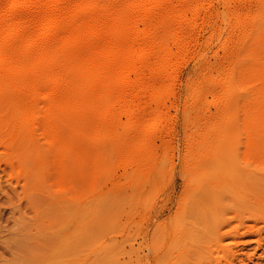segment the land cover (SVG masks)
Listing matches in <instances>:
<instances>
[{"label":"bare ground","instance_id":"bare-ground-1","mask_svg":"<svg viewBox=\"0 0 264 264\" xmlns=\"http://www.w3.org/2000/svg\"><path fill=\"white\" fill-rule=\"evenodd\" d=\"M216 1L224 10L213 9ZM211 44L215 61L206 64L199 47ZM194 57L201 70L218 73L207 80L225 94L218 112L241 102L252 130L247 165L259 162L254 171H264V0H0V162L24 177L50 168L73 196L101 159L93 132L107 136L123 117L129 123L119 139L101 142L119 144L140 162L154 158L157 139L171 129L167 100L178 99L171 86ZM208 85L185 98H206ZM155 115L161 119L147 124ZM160 120L168 123L157 127ZM238 151L224 141L199 153L196 165L215 173L185 185L193 209L203 194L233 186L242 170Z\"/></svg>","mask_w":264,"mask_h":264},{"label":"rangeland","instance_id":"rangeland-1","mask_svg":"<svg viewBox=\"0 0 264 264\" xmlns=\"http://www.w3.org/2000/svg\"><path fill=\"white\" fill-rule=\"evenodd\" d=\"M213 9L224 10L223 3L216 1ZM210 31L206 26L201 41ZM212 46L199 47L206 64L215 61ZM189 59L171 86L178 99L167 100L173 129L157 139L154 158L140 162L119 144L101 142L119 139L120 127L129 123L123 117L109 135L93 132L101 159L73 196L57 185L50 168L31 169L24 177L0 162V264H264V171H254L259 162L247 165L249 120L239 100L225 114L218 112L225 94L219 82L207 81L218 73L201 70L197 57ZM197 84L211 90L200 101H188L185 95ZM160 117H149L147 124ZM167 123L160 120L157 127ZM224 141L239 147L242 170L226 192L203 194L193 209L185 185L215 173L196 165L198 155Z\"/></svg>","mask_w":264,"mask_h":264}]
</instances>
